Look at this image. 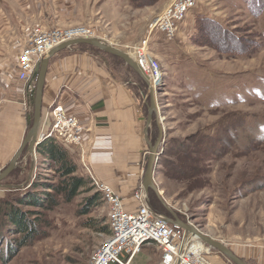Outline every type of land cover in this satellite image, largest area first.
I'll return each mask as SVG.
<instances>
[{"label": "rangeland", "instance_id": "obj_1", "mask_svg": "<svg viewBox=\"0 0 264 264\" xmlns=\"http://www.w3.org/2000/svg\"><path fill=\"white\" fill-rule=\"evenodd\" d=\"M171 1L0 3L17 7L35 2L46 12L44 22L36 26L91 28L95 37L108 39L130 55L137 43L149 37L150 55L163 74L156 87L164 132L155 174L161 195L178 209L182 220H190L201 232L224 242L248 264H264V0H195V9L175 39L166 40L157 31L150 37L154 23ZM97 51L126 81L141 87L146 100L144 116L148 117L151 102L146 82L122 58ZM33 102L30 97L32 117ZM153 119L149 139L155 143L160 131L155 114ZM51 124L50 118L48 127ZM26 153L3 184L27 181L32 158ZM70 153L78 163L73 175L85 181L75 195L55 193V200L43 206L17 203L20 194L51 191L44 190L43 183L62 182L52 164H42L39 153L25 189L0 188L1 202L11 200L25 211H36L31 218L38 227L36 237L20 248L11 239L23 234L9 233L6 224L0 225V234L6 235L0 242V264H91L93 254L108 239L110 206L93 183L91 170L80 164L79 153L74 149ZM34 182L36 186H32ZM96 195L98 199L92 200ZM149 198L155 210L171 216L153 190ZM7 241L14 254L9 258ZM198 242L208 250L194 256L200 261L195 264H211L214 255H221L225 264H235L197 237L187 249ZM148 244L153 256L150 264H161L163 253L155 243Z\"/></svg>", "mask_w": 264, "mask_h": 264}, {"label": "crops", "instance_id": "obj_2", "mask_svg": "<svg viewBox=\"0 0 264 264\" xmlns=\"http://www.w3.org/2000/svg\"><path fill=\"white\" fill-rule=\"evenodd\" d=\"M38 6L35 2L17 7L0 3V171L22 147L31 128L30 97L25 95V83L19 78V59L32 30L46 15ZM90 47L76 45L50 58L40 131H49L50 111L63 104L67 114L75 116L86 129L83 154L71 148L79 153L80 164L108 184L127 211L137 212L140 203L135 192L143 186L145 158L150 151L145 134V94L112 68L101 52ZM149 245L142 246L131 264H150L153 256ZM224 262L221 255H214L210 263Z\"/></svg>", "mask_w": 264, "mask_h": 264}, {"label": "built area", "instance_id": "obj_3", "mask_svg": "<svg viewBox=\"0 0 264 264\" xmlns=\"http://www.w3.org/2000/svg\"><path fill=\"white\" fill-rule=\"evenodd\" d=\"M195 0H172L161 12L150 31L160 32L166 40L176 38L181 24L195 9ZM91 28L84 26L46 28L36 26L30 35L27 46L20 59L19 78L25 83V95L33 97L38 78L37 67L56 46L82 37H95ZM150 38L144 39L133 47L131 53L139 67L149 77L155 87L162 82V69L159 62L150 55ZM52 124L47 133L41 132L42 140L51 138L67 147L84 151L86 129L75 117L67 114L64 105L58 103L50 111ZM91 173V171H89ZM91 179L103 198L110 206L111 235L93 254L91 264H131L142 246L152 242L163 253L162 264H195L196 256L186 247L185 231L179 226L168 223L150 204L143 186L135 192L140 206L137 212L125 209L121 197L105 182L91 173Z\"/></svg>", "mask_w": 264, "mask_h": 264}, {"label": "water", "instance_id": "obj_4", "mask_svg": "<svg viewBox=\"0 0 264 264\" xmlns=\"http://www.w3.org/2000/svg\"><path fill=\"white\" fill-rule=\"evenodd\" d=\"M86 44L93 47H96L106 53L113 54L115 56H118L122 58L132 69H134L146 82V84L149 87L150 90V102L151 105L149 107V115L146 122V139L148 141V144L150 146V155L147 162V166L145 168L144 178H143V188L145 196L149 197L150 190H153L158 198L161 200V202L164 204L168 212L171 214L169 215H163L162 217L170 224L179 226L183 230H185V238L187 244L190 243V235L200 238L203 240L206 244H208L210 247L218 250L221 252L224 256H226L230 261H232L235 264H248L246 260L239 257L227 244L224 242L215 239L214 237L207 235L203 232H201L196 225L190 222V220L184 221L181 219L180 215L166 202L164 197L161 195V190L158 187L156 183V166L158 165V158L161 154L160 147L161 144L164 141V132H163V126L161 124L160 119V110L158 107V98H157V92L156 87L151 83L149 77L145 74V72L139 67L135 59L131 57V55L114 46L113 44L108 43L107 41L103 40L99 37H82L73 39L67 42H64L56 47H54L48 55L43 59V61L38 65L37 72H38V78L36 82V90H35V97H34V110H33V122L32 126L23 142L22 147L19 149V151L16 153V155L13 157L11 162L0 172V188L5 189H25L28 184L31 183L32 180V174L34 172V169L36 167L37 159H38V145L41 143L40 140H42L40 128L42 123V104H43V90L46 80V73L49 65L50 58L56 54L57 52L71 48L76 45ZM155 114V122L158 125L159 128V136L157 141L155 143H152V141L149 139V131L150 127L152 126L154 119L153 115ZM26 153V157H31V166H30V176L28 177L27 181L20 185H13V184H3L2 181L9 176L16 168L20 165V158L23 155L24 152ZM186 244V245H187ZM187 247V246H186Z\"/></svg>", "mask_w": 264, "mask_h": 264}, {"label": "trees", "instance_id": "obj_5", "mask_svg": "<svg viewBox=\"0 0 264 264\" xmlns=\"http://www.w3.org/2000/svg\"><path fill=\"white\" fill-rule=\"evenodd\" d=\"M81 46L88 45L83 44ZM84 48V47H83ZM93 50L97 51L98 49L95 47H90ZM99 52V51H97ZM31 101H34L32 99ZM34 104V102H33ZM33 117L29 116V126H32ZM38 153L41 155L42 164L47 166L52 164L53 170L59 175L63 177L61 183H51V184H42V188L51 190V191H43L39 193H33L29 191L25 195H19L17 203L18 204H27L31 206H43L47 204V201L50 203L52 200H55V193H68L67 195H75L78 189L85 185V181L83 177L73 175L78 170V163L73 160V155L70 153L71 148L67 147L61 143L56 142L55 140L48 138L42 141L38 145ZM77 154H75L76 156ZM31 166V163H30ZM32 186H36V183ZM18 192V191H17ZM98 194V193H97ZM98 195L92 197V200H97ZM44 202V203H43ZM11 200L0 201V225L6 224L8 226L7 232L13 234H23L20 238L11 239V241H15L17 247H22L27 244L30 240L34 239L37 235V224L36 221L33 220L31 215L35 214L36 211H25L21 206H17L11 204ZM151 204V200H150ZM49 206V205H48ZM152 206V204H151ZM153 207V206H152ZM154 208V207H153ZM158 211V210H156ZM161 212V211H158ZM163 213V212H161ZM165 213V212H164ZM169 214V213H167ZM111 235V230L109 231ZM6 240L5 234H0V242H4ZM10 242L7 241V249L5 253L8 258L13 256V253H10V249H8V245ZM2 254V253H0ZM13 254V255H12ZM4 255V254H3ZM6 260V259H5Z\"/></svg>", "mask_w": 264, "mask_h": 264}, {"label": "bare ground", "instance_id": "obj_6", "mask_svg": "<svg viewBox=\"0 0 264 264\" xmlns=\"http://www.w3.org/2000/svg\"><path fill=\"white\" fill-rule=\"evenodd\" d=\"M99 38H101V37H99ZM102 39L107 41L108 43L112 44V42H110L108 39H104V38H102ZM189 235H190V243H191V240L195 239L196 237L191 235V234H189ZM190 243L187 244V242H186L187 245L186 244L185 245L187 246V248L189 247ZM191 250L190 251L193 252L195 255H199L200 252L202 253L203 251L208 250V249H205L204 246L198 242V243L194 244V246L192 247Z\"/></svg>", "mask_w": 264, "mask_h": 264}]
</instances>
